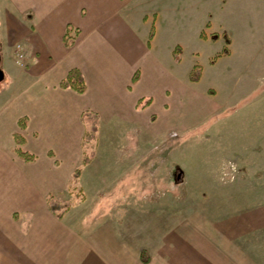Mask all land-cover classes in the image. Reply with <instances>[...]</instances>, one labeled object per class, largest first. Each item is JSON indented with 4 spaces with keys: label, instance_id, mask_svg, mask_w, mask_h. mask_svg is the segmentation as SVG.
<instances>
[{
    "label": "crops",
    "instance_id": "1",
    "mask_svg": "<svg viewBox=\"0 0 264 264\" xmlns=\"http://www.w3.org/2000/svg\"><path fill=\"white\" fill-rule=\"evenodd\" d=\"M128 2L0 0L1 62L5 54H16V45H21L28 57L31 86L36 84L21 97L11 93L10 97L5 94V99L0 98V264H181V261L182 264H258V255L244 252L241 244H237V229L220 221L204 222L205 244L201 249L189 244L180 256L174 245H161L157 254L147 260L141 256L145 249L124 234L116 233L118 227L114 223L86 229L71 218V210L60 217L50 211L48 197L67 188V179L71 177L68 170L80 159L78 150L83 134L80 121L84 111H95L98 116L111 113L129 120L133 115L135 124L146 126L145 109L153 99L138 109V101L152 92L146 88L139 90L142 82H161L157 99L162 113L168 112V83H172L175 92L180 86L195 83L188 79V69H180L182 51L175 59L174 49L171 56L166 49V58H160L155 48L158 30L154 20V35L150 40V28L148 31L143 28L141 33L132 25L124 11ZM208 3L217 9L207 7L206 15L221 14L236 23L241 28L240 42L244 44L234 55L233 45L238 37L231 33L223 35L227 40L222 48L227 52L209 65L213 67L222 61L227 70H250L248 79L237 82L241 92L238 101L241 110L249 104L253 108L254 103L264 102V0H208ZM147 18L144 14L141 20ZM205 27L208 24L200 30V40L214 41L208 34L201 35ZM68 28L75 36L70 46L64 44ZM242 53L243 57L247 56L243 61H228L242 60ZM72 67L78 68L84 77L86 89L82 93L59 86ZM136 67L140 71L136 80H132ZM36 77H40L38 83H34ZM260 114L252 129L263 128L264 106ZM153 115L155 119L148 123L155 127L157 117ZM23 116L26 121L20 127L18 121ZM171 119L164 124H170ZM67 129H71L68 134ZM14 133L22 135L21 147L34 153V160L26 161L9 150L16 147ZM233 229L234 236L228 238L226 230ZM217 235L223 237V248L218 251L213 244ZM171 239L176 240V232L172 231Z\"/></svg>",
    "mask_w": 264,
    "mask_h": 264
},
{
    "label": "rangeland",
    "instance_id": "2",
    "mask_svg": "<svg viewBox=\"0 0 264 264\" xmlns=\"http://www.w3.org/2000/svg\"><path fill=\"white\" fill-rule=\"evenodd\" d=\"M207 7L217 9L208 0H129L124 9L126 17L141 33L143 28L148 31L154 20L158 30L155 48L160 58H166V49L171 56L179 44L180 51L174 56L173 50V56L178 59L182 51L181 71L188 69L189 75L198 64L199 78L194 85L180 86L178 92L165 81L169 87L166 113L159 110L157 99L161 82H142L139 90L152 92L138 101V109L153 99L145 112L148 121L154 120L156 114L155 127L147 119L146 126H138L133 115L129 120L110 113L97 117V131L90 139L87 136L91 123L82 115L80 159L68 170L71 177L67 188L48 199L60 203L57 214L71 210V218L85 228L114 223L116 233L145 249L141 256L147 260L162 246L174 245L180 256L189 244L201 249L205 244L203 224L210 220L234 226L237 244L244 252L258 255V264H264V124L263 128L252 129L253 123L260 120L264 102L254 101L253 108L249 104L241 110L237 82L248 79L252 72L227 70L222 61L209 65L218 57L216 51L223 53L227 33L238 37L234 55L244 44L238 34L241 28L221 14L207 16ZM144 14L148 15L146 21L141 20ZM205 23L208 27L201 35H215L214 41L200 40L198 35ZM246 23L250 25L251 21ZM17 46L19 51L5 54L1 62L2 100L11 93L21 97L36 85L31 86L26 51ZM18 53L23 56L19 58ZM240 55L242 60L228 61L247 57ZM139 71L136 67L134 73ZM38 80L40 77L34 83ZM170 118L171 123L164 124ZM9 150L17 156L13 148ZM84 158L89 160L83 164ZM76 167L80 173L73 178ZM172 231L176 232L177 248L171 239ZM234 232L226 230V236L231 238ZM222 240L219 235L214 239L217 251L223 248Z\"/></svg>",
    "mask_w": 264,
    "mask_h": 264
},
{
    "label": "trees",
    "instance_id": "3",
    "mask_svg": "<svg viewBox=\"0 0 264 264\" xmlns=\"http://www.w3.org/2000/svg\"><path fill=\"white\" fill-rule=\"evenodd\" d=\"M153 35H154V25L152 23L150 26L149 33H148V40H150L153 37ZM214 37H215V35H212V38H214ZM74 39H75V36L70 33V28L66 29V31L64 33V44L66 46H70L73 44ZM225 40H227V39H225ZM179 51H180V46L176 45L174 48V56H176V53ZM222 52L226 53L227 50L224 48ZM219 55H220V53L217 52L215 54V57L219 56ZM200 72H201L200 65H198V64L194 65L193 69L191 70V72L188 75L189 80H191V81L198 80ZM136 78H137V72L134 73L132 80H136ZM59 86L63 87V88H67V87L72 88L73 90H75L79 93L84 92L86 89L84 77H83L81 71L76 67H72L68 70L66 76L60 80ZM83 116L90 120L91 131L87 137L91 139V138H93V134L97 131L96 122H97L98 114L95 111L87 110V111L83 112ZM18 122H19L20 127L24 126L22 119H20ZM14 140L16 143V147L14 149L16 154H18L20 157H22L26 161H32L35 159V155L33 153L28 152L21 147V145L24 143V138L22 137V135L20 133H14ZM88 160H89L88 158H84L82 163L83 164L87 163ZM79 173H80V168L76 167L74 169L73 178H76L79 175ZM48 206H49L50 211L52 213L56 214L58 217L61 216V213H59V214L56 213V210H58V208H60V203H58L57 201H54L52 199H48Z\"/></svg>",
    "mask_w": 264,
    "mask_h": 264
},
{
    "label": "water",
    "instance_id": "4",
    "mask_svg": "<svg viewBox=\"0 0 264 264\" xmlns=\"http://www.w3.org/2000/svg\"><path fill=\"white\" fill-rule=\"evenodd\" d=\"M4 79V71L1 67V55H0V82Z\"/></svg>",
    "mask_w": 264,
    "mask_h": 264
},
{
    "label": "built area",
    "instance_id": "5",
    "mask_svg": "<svg viewBox=\"0 0 264 264\" xmlns=\"http://www.w3.org/2000/svg\"><path fill=\"white\" fill-rule=\"evenodd\" d=\"M16 48H18V50H16V51L18 52V51H19V49H20V48H19V46H17ZM22 56H23V54H22V53H18V57H19V58H21Z\"/></svg>",
    "mask_w": 264,
    "mask_h": 264
}]
</instances>
